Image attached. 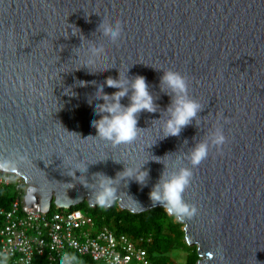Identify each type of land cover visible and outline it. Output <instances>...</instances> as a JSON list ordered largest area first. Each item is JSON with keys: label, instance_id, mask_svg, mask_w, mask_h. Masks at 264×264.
I'll list each match as a JSON object with an SVG mask.
<instances>
[{"label": "water", "instance_id": "95a60500", "mask_svg": "<svg viewBox=\"0 0 264 264\" xmlns=\"http://www.w3.org/2000/svg\"><path fill=\"white\" fill-rule=\"evenodd\" d=\"M103 18L122 22L119 42L97 31ZM93 43L106 52L88 69ZM169 68L188 77L189 95L204 106L197 121L160 139L167 113L156 120L159 111H145L131 144L92 137L97 84L142 75L166 109L160 77ZM69 86L76 95L65 94ZM221 125L228 142L193 169L184 198L197 213L180 222L197 264H264V0H0V157L27 156L14 172L26 181L25 206L94 207L100 172L115 178L106 207H159L149 193L165 165L173 171ZM147 160L146 185L126 179L125 167Z\"/></svg>", "mask_w": 264, "mask_h": 264}, {"label": "clouds", "instance_id": "9594fccd", "mask_svg": "<svg viewBox=\"0 0 264 264\" xmlns=\"http://www.w3.org/2000/svg\"><path fill=\"white\" fill-rule=\"evenodd\" d=\"M97 31L115 44L122 38L123 24L119 20L113 22L103 18ZM73 35L76 34L73 33ZM105 52L104 45L91 44L88 49V63L82 67L89 69V65L101 59ZM78 83L79 86L85 87L89 82L79 81ZM91 83L96 84L95 81ZM105 86L115 88L117 91L107 93ZM160 91L171 98L166 109H162L156 103L157 96H154L150 91V86L144 76L130 77L127 75L122 79L119 74V78L107 77L103 83L97 84L93 96V100L96 101L94 111L99 119H94L91 122L92 127L96 129V135L92 137H98L112 145L131 144L138 138L142 130L138 127V120L139 115L145 111L148 113L159 111L161 116L156 120H160L164 113H167L162 127L163 136L160 139L179 136L185 127L192 124L193 120L197 121L204 106L189 95L188 77L178 70L163 69V75L160 77ZM65 94L76 95L71 86L65 89ZM125 97L129 100L127 104L122 103ZM91 102L93 101L90 100ZM227 142L228 138L221 125L211 130L206 139L196 141L191 150L181 159V163L171 172L166 171L162 157L153 156V159H149L162 162L165 165L159 180L149 193L153 205H160L177 221L193 217L197 213V208L184 198L193 179V169L208 158L211 148L221 149ZM149 160L139 168L125 167L122 172L127 173L126 179L135 180L142 186L146 185L145 181L149 179V170L144 166ZM183 160H187L191 167L184 165ZM27 161V156L21 153H15L10 157H0V171L14 173L21 164L27 163ZM88 166L89 164L85 165L83 169L77 167L70 176L75 178L77 171L86 174ZM93 176L97 177L95 200L101 207L107 206L115 195L112 187L115 178L100 172L94 173Z\"/></svg>", "mask_w": 264, "mask_h": 264}, {"label": "built area", "instance_id": "2783aa9c", "mask_svg": "<svg viewBox=\"0 0 264 264\" xmlns=\"http://www.w3.org/2000/svg\"><path fill=\"white\" fill-rule=\"evenodd\" d=\"M11 182L17 196L9 208H0V264H35L37 258L45 264H153L147 247L152 236L117 233L80 209L25 206L26 181L0 171V187Z\"/></svg>", "mask_w": 264, "mask_h": 264}, {"label": "trees", "instance_id": "16d2710c", "mask_svg": "<svg viewBox=\"0 0 264 264\" xmlns=\"http://www.w3.org/2000/svg\"><path fill=\"white\" fill-rule=\"evenodd\" d=\"M17 196L16 183L0 187V208H9ZM85 208L98 225H108L117 233H127L133 237L152 236V242L147 245L153 264H175L171 252L175 248H188L185 264H197L200 259L197 246L187 243L183 224L176 221L161 206L136 213L122 209L116 202L109 207L99 204L91 206L86 200L72 209ZM4 223L0 215V227ZM43 258H37L35 264H45Z\"/></svg>", "mask_w": 264, "mask_h": 264}, {"label": "rangeland", "instance_id": "374dc122", "mask_svg": "<svg viewBox=\"0 0 264 264\" xmlns=\"http://www.w3.org/2000/svg\"><path fill=\"white\" fill-rule=\"evenodd\" d=\"M81 210L85 213H88L85 208H81ZM191 246H193V245H191ZM171 255H172V259L175 261V264H185L187 261V257H188V248H186V247L175 248L171 252Z\"/></svg>", "mask_w": 264, "mask_h": 264}]
</instances>
